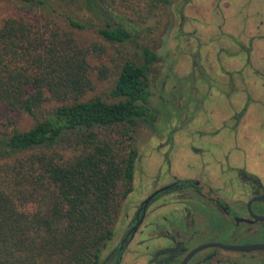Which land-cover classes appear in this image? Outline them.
<instances>
[{
    "label": "trees",
    "instance_id": "16d2710c",
    "mask_svg": "<svg viewBox=\"0 0 264 264\" xmlns=\"http://www.w3.org/2000/svg\"><path fill=\"white\" fill-rule=\"evenodd\" d=\"M172 1L0 0V264H102L155 116L158 55L137 45L140 62L105 63L133 40L124 9Z\"/></svg>",
    "mask_w": 264,
    "mask_h": 264
},
{
    "label": "flooded vegetation",
    "instance_id": "af4514ba",
    "mask_svg": "<svg viewBox=\"0 0 264 264\" xmlns=\"http://www.w3.org/2000/svg\"><path fill=\"white\" fill-rule=\"evenodd\" d=\"M169 6L179 7L178 12L186 18L188 30L182 33L181 46L193 47L195 52L192 57L180 48L175 52L178 62L183 58L189 62L183 78L175 72V59L159 82L153 84L148 73L155 116L150 124L140 127L147 132L136 148V164L140 162L142 167L139 180L146 177L150 157L140 156V151L153 144L148 141L160 127V106H170L175 102L172 97L181 89L186 95L190 86L192 95H197L194 72L200 71V79L215 78L214 83L204 82L219 85L221 95L230 96L224 98L230 102L231 111L223 121L212 123L209 132L199 133L202 140L211 143L193 153L198 160L206 157L201 164L209 165L204 176L178 170L186 159L172 153L176 150L175 134L183 133V124L175 130L171 127L169 135L155 138L152 150L164 148L167 153L161 158L162 165L170 164L175 171L148 189L144 185L146 190L139 197L129 199L113 240L102 253V264H264V248L240 251L221 247L264 245V143L248 154L243 150L245 144L239 143L250 142L252 137L245 129L253 124L264 140V0H173ZM239 8L246 10L242 25L233 18L239 15ZM254 80L256 86H251ZM194 115L193 110L187 120L194 122ZM222 138H230L233 145L215 142ZM213 145L216 152H212ZM253 145L254 141L248 148ZM194 250L198 252L185 263Z\"/></svg>",
    "mask_w": 264,
    "mask_h": 264
},
{
    "label": "rangeland",
    "instance_id": "374dc122",
    "mask_svg": "<svg viewBox=\"0 0 264 264\" xmlns=\"http://www.w3.org/2000/svg\"><path fill=\"white\" fill-rule=\"evenodd\" d=\"M249 3H251L252 0H248ZM4 5L2 2H0V7ZM179 7L175 9L173 6L169 5H162L159 8H156L151 11V13L147 14L144 10H142L140 5H136L135 3L132 4L128 9H124L126 11L127 19L129 20L128 23H126V27L133 33V40L125 43V44H115L113 45L108 54L110 57L114 58L115 63L106 61L105 65H108L111 67L112 72H115L116 66L125 60H134L136 62L141 61V57L139 54V49L137 48V45L143 46L151 50L152 52L158 54V60L154 63L153 67L150 70V80L154 83L159 82V80L162 78L163 72H167L168 68L172 65L173 59L176 61V65L178 63V66L176 67V74L178 76L185 75V73L188 70L189 62L185 58V61L183 62L180 60L177 61L175 57V52L178 48L180 50L184 51L186 55H190L191 57L194 56V48H187V46H181V39H182V33L184 31H187L186 22L185 19H183L182 15L178 12ZM236 12H239V15L236 14ZM235 14L233 15V18H235V22L239 21V25L244 24L245 20L243 19V16L245 15L246 10H243L239 8V10H236ZM2 15V12L0 11V16ZM185 16V15H184ZM201 17V14L198 15ZM203 18V17H201ZM237 24V25H238ZM190 26V25H189ZM191 27V26H190ZM179 45V47H177ZM208 46H213L212 44ZM210 50V49H209ZM107 57V56H106ZM105 57V58H106ZM196 59V58H193ZM195 61V60H194ZM242 61L239 59V62ZM92 64H96L97 70H95L91 76V80L94 86L93 91L91 92V95H98L102 94L104 87L107 86L108 82L107 80L102 81L101 77V69L104 67L101 65L99 60H94ZM112 73V74H113ZM198 72H194V78H195V89H197V95H192L193 91L190 89V87L186 88V95L184 93V89H181L179 91V94L177 96H173L172 99L175 100L173 104L170 106H160L159 113L161 115V122L160 127L157 129L156 134L154 135V139H150L148 142L153 143L152 145H149L148 149H143L140 151V156H149L148 161L146 162V168H147V174L145 179L139 180V173L142 169L140 162L139 164L135 165V173H134V179H133V191L130 194V197L126 199L123 209L128 207L130 205L129 199H133L134 197H139L143 186L145 185L148 189V187H151L152 184H156L158 182H161V178L164 179V177H168V173H173L174 167L170 164L162 165L161 158L163 156H166V153L164 148L162 151L157 149L155 151L152 150V147L155 146V142L157 138L158 140L162 137L160 135H169V131L171 130V127L175 130L178 125H182L183 127V133L182 134H175L176 142H175V151L172 153L174 155L178 154L182 156V159H186V164L183 166H179L178 170L179 172H185L188 171V174H199L201 176H204L203 173H205V170L207 171L209 165H201L204 161L196 158L194 156L195 149H200L201 147H204L205 144L211 145L209 140H202L200 138V132L205 131L209 132L212 129V123H218L223 121L229 116V112L231 111L229 109L230 102H228L224 97L230 99V96H222L220 86H207L206 83L215 82V78H212L209 76V80L207 79H200L198 77ZM175 75V74H174ZM208 76V75H207ZM101 78V81H100ZM211 78V79H210ZM171 79H169V82ZM207 82H204L206 81ZM251 86H256V80L250 81ZM170 86V83L168 84ZM209 87V88H208ZM208 88V89H207ZM225 88V87H224ZM154 90V89H153ZM232 97V96H231ZM156 101V100H155ZM234 105V103H232ZM194 110L195 115L193 118H195L194 122H190V120H187V115L192 114V111ZM209 110H215V113L210 114ZM157 114V115H158ZM170 122V123H169ZM169 123V126H168ZM186 125V126H184ZM166 126L168 129H166ZM256 124L250 125L245 130L248 131V135H250L252 138L250 139V142H255V147H249L248 143H244L243 140H240L239 143L245 144L244 146V152L247 154L249 151L251 153H255L256 146L262 145L264 143V140L258 137L257 131H256ZM167 130L164 134V131ZM146 129L139 128L135 137V141L133 142L134 148H139L140 143L144 140V134H146ZM156 136V137H155ZM233 136H231L232 140ZM165 139H167L165 137ZM220 141H223L222 143H228V146L233 145L232 141H230V138H222L217 139L215 142L220 143ZM263 146V145H262ZM261 146V150H262ZM212 152L215 151L214 145L212 146ZM164 151V152H163ZM141 158V157H140ZM197 159V160H196ZM193 165H192V164ZM249 163V164H248ZM247 164L249 166H254L251 161H248ZM192 165V166H191ZM140 168V169H139ZM185 169V170H184ZM208 173V171H207ZM176 175V173H175ZM154 179V180H153ZM154 182V183H153ZM145 189V190H146ZM143 190V191H145ZM135 199V198H134ZM122 209V211H123ZM122 213V212H121ZM122 214H120L117 224L121 222ZM117 232V231H116ZM210 237V236H208Z\"/></svg>",
    "mask_w": 264,
    "mask_h": 264
},
{
    "label": "water",
    "instance_id": "95a60500",
    "mask_svg": "<svg viewBox=\"0 0 264 264\" xmlns=\"http://www.w3.org/2000/svg\"><path fill=\"white\" fill-rule=\"evenodd\" d=\"M221 247H223V248H225V249H227V250H231V249H237V250H240V251H250V250H257V249H262V248H264V245H255V246H248V247H238V248H233L232 246H221ZM196 252H198L197 250H194L193 252H192V254H188L187 256H186V258L184 259V262L186 263L187 262V260L189 259V257L191 256V255H194Z\"/></svg>",
    "mask_w": 264,
    "mask_h": 264
}]
</instances>
